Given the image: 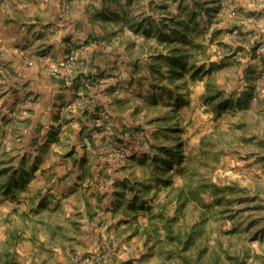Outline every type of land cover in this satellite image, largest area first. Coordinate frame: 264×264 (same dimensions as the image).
Returning a JSON list of instances; mask_svg holds the SVG:
<instances>
[{
    "label": "rangeland",
    "instance_id": "obj_1",
    "mask_svg": "<svg viewBox=\"0 0 264 264\" xmlns=\"http://www.w3.org/2000/svg\"><path fill=\"white\" fill-rule=\"evenodd\" d=\"M104 2L112 11L97 16L103 31L71 47L84 72L64 83L86 73L97 85L116 79L112 92L87 103L97 104L100 126L114 125L101 131L74 121L67 137L51 142V124L31 126L40 110L0 101V234L15 225L31 231L30 223L37 234L51 232L43 201L51 200V170L67 166L72 195L97 200L103 219L113 220L112 235L90 251L95 264H264V0ZM177 28L173 47L204 66L196 77L174 80L160 57L173 48L160 31ZM79 46L87 47L81 58ZM2 69L10 81H0V94L21 90L15 71ZM160 85L171 92L154 103ZM179 142L184 159L168 167L166 150ZM120 147L127 158L116 154ZM34 180L44 187L31 188Z\"/></svg>",
    "mask_w": 264,
    "mask_h": 264
},
{
    "label": "crops",
    "instance_id": "obj_2",
    "mask_svg": "<svg viewBox=\"0 0 264 264\" xmlns=\"http://www.w3.org/2000/svg\"><path fill=\"white\" fill-rule=\"evenodd\" d=\"M109 11L112 8L109 4L105 5L104 0H0V73L7 64L15 71L21 89L14 94H0V101L5 106L26 101V106L31 104L34 111L40 110L33 113L31 126L41 122L47 126L51 124V142L67 137L71 124L76 125L74 121H81L86 126L90 124L89 119L101 131L114 125L111 121L108 125L104 123L105 127L100 126V119H93L97 104L87 103L91 97L96 101L107 90L112 92L116 79L111 77L106 84L97 85L86 73L88 79L81 78L76 80L78 83L67 86L64 79L67 82V79L84 70L76 67L68 75L64 68H59L61 76L55 75L59 70V61L71 53L73 45L78 46L90 34L103 31L105 26L97 23V16ZM95 46L88 47V54L90 61L98 64L102 58ZM86 48L79 46L78 57H83L80 54ZM112 52L107 53L109 62H115L117 58ZM28 60H33L32 66H27ZM106 67L104 65L103 70ZM4 78V81H10L5 73L0 74V81ZM44 109L47 110L45 116H38ZM68 117H72V121ZM74 154L76 156L77 152ZM65 167L51 170V202L49 198L42 199L43 206L47 208L44 212L45 225L51 224V232L40 231L37 234L30 222L31 231L20 225L5 228L0 234V264H32L34 254L41 257L37 264L44 260L45 264H72L75 256L80 257L79 264H95L93 257L90 258V251H97L99 241L112 235L110 224L113 220L112 217L103 219L104 216L98 212L100 203L97 200L88 197L79 199L72 195L73 184L62 174L67 170ZM41 183L44 182L34 180L31 188L38 191L44 187ZM84 208L85 212H81Z\"/></svg>",
    "mask_w": 264,
    "mask_h": 264
},
{
    "label": "trees",
    "instance_id": "obj_3",
    "mask_svg": "<svg viewBox=\"0 0 264 264\" xmlns=\"http://www.w3.org/2000/svg\"><path fill=\"white\" fill-rule=\"evenodd\" d=\"M179 33V28L173 29L172 32H164L163 30L160 31L159 36H160V41L167 43L168 45L173 47V43L175 41V38L173 36ZM181 48L179 47H173L172 53L169 54V56H165L161 54L160 57L166 58V62L169 65V72L171 73V77L175 80L181 76L182 73H187L190 72L192 73L193 77L198 76V74L204 69L203 65L197 64L192 61V52L189 50H180ZM158 61H160L158 59ZM161 63V62H160ZM158 91L156 93H153L152 99L154 103L157 102V100L164 96L166 93H170L171 89L166 88L164 85L157 86ZM180 96H177V98H174L173 101H179ZM179 104H176V110L173 111H168L167 115H176V111H179ZM217 109H221V105L217 106ZM175 113V114H174ZM163 131L162 129L159 130V133ZM181 142L178 143V147H170L168 150H166V154L164 156V159L162 160L163 164H165L168 167H172L177 161L182 162L184 159V150L183 147L180 146ZM159 166V164H157ZM10 187V183L7 182V184ZM137 202H135L136 205ZM140 207H144V203L142 202L140 204ZM135 207V206H133Z\"/></svg>",
    "mask_w": 264,
    "mask_h": 264
},
{
    "label": "built area",
    "instance_id": "obj_4",
    "mask_svg": "<svg viewBox=\"0 0 264 264\" xmlns=\"http://www.w3.org/2000/svg\"><path fill=\"white\" fill-rule=\"evenodd\" d=\"M58 69L59 68H64L68 75L72 74L74 68L77 66V57L76 54L74 52H71L68 54V56H66L64 59H61L58 63ZM57 76H61V70H57L55 72ZM116 154L121 158V159H125L127 158V152L125 151L124 148L120 147L119 149L116 150ZM103 255V254H102ZM79 261V258L75 257L72 259V264H77V262Z\"/></svg>",
    "mask_w": 264,
    "mask_h": 264
}]
</instances>
